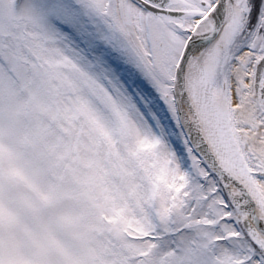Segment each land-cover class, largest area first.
<instances>
[{"label": "snow or ice", "instance_id": "snow-or-ice-1", "mask_svg": "<svg viewBox=\"0 0 264 264\" xmlns=\"http://www.w3.org/2000/svg\"><path fill=\"white\" fill-rule=\"evenodd\" d=\"M0 264H264V0H0Z\"/></svg>", "mask_w": 264, "mask_h": 264}]
</instances>
